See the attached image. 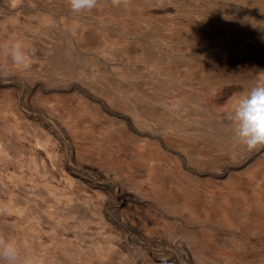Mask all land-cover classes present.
<instances>
[{
    "label": "rangeland",
    "instance_id": "374dc122",
    "mask_svg": "<svg viewBox=\"0 0 264 264\" xmlns=\"http://www.w3.org/2000/svg\"><path fill=\"white\" fill-rule=\"evenodd\" d=\"M0 229L42 264H264V146L232 137L264 0H0ZM7 71L8 74H3Z\"/></svg>",
    "mask_w": 264,
    "mask_h": 264
},
{
    "label": "clouds",
    "instance_id": "9594fccd",
    "mask_svg": "<svg viewBox=\"0 0 264 264\" xmlns=\"http://www.w3.org/2000/svg\"><path fill=\"white\" fill-rule=\"evenodd\" d=\"M98 0H68L74 13L91 11ZM114 7L121 5L122 0H111ZM0 55L7 57L13 68L27 69L30 65V53L25 42L9 36L8 43L0 46ZM3 74H8L4 71ZM253 86L236 97L227 116L228 127L232 137L246 150L252 151L264 146V72L257 74ZM0 214L6 209L0 206ZM0 264H42L30 240L19 239L15 235H5L0 229Z\"/></svg>",
    "mask_w": 264,
    "mask_h": 264
}]
</instances>
